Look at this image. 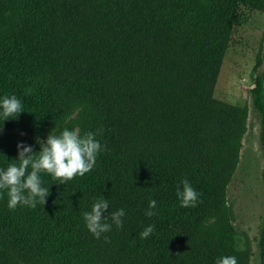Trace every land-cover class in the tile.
Here are the masks:
<instances>
[{
	"label": "trees",
	"instance_id": "1",
	"mask_svg": "<svg viewBox=\"0 0 264 264\" xmlns=\"http://www.w3.org/2000/svg\"><path fill=\"white\" fill-rule=\"evenodd\" d=\"M241 22L264 29V0H0V98L25 111L0 119V168L65 128L102 129L106 147L67 184L41 174L45 205L10 210L3 192L0 264L249 263L227 199L247 112L214 95ZM252 93L264 148V76ZM184 179L195 207L180 206ZM100 198L126 215L97 239L82 214ZM260 244L264 264V226Z\"/></svg>",
	"mask_w": 264,
	"mask_h": 264
},
{
	"label": "clouds",
	"instance_id": "2",
	"mask_svg": "<svg viewBox=\"0 0 264 264\" xmlns=\"http://www.w3.org/2000/svg\"><path fill=\"white\" fill-rule=\"evenodd\" d=\"M25 112L23 105L15 95H5L0 98V119L3 122L18 119ZM3 125V124H2ZM0 125V130H2ZM103 130L87 132L83 136L80 130L65 128L59 135L51 131L46 141L37 137V143L41 150L36 152L32 146L20 143L18 159L10 163L6 169L0 168V196L6 191L8 196V208L15 210L18 206L36 208L37 204L45 205L50 190L43 185L41 174L51 175L56 184H67L77 176L83 177L91 172L97 162L98 155L106 150L96 139L102 135ZM39 153L37 156L36 154ZM177 187V197L181 207H195L199 201V193L192 187L187 179L181 181ZM157 202L150 200L145 215L154 216L152 209L156 208ZM110 205L105 198H100L92 205L90 212H84L83 218L88 230L97 239L102 234L111 231L112 224L117 228L123 227L122 217L126 215L123 208L117 211L105 212ZM111 221L109 223L108 221ZM154 231V226L149 225L141 233V239L148 238ZM107 240V236L104 237ZM216 264H238L235 256H224L216 261Z\"/></svg>",
	"mask_w": 264,
	"mask_h": 264
},
{
	"label": "rangeland",
	"instance_id": "3",
	"mask_svg": "<svg viewBox=\"0 0 264 264\" xmlns=\"http://www.w3.org/2000/svg\"><path fill=\"white\" fill-rule=\"evenodd\" d=\"M257 75L264 76V29L241 22L230 37L214 95L247 112L246 129L239 141V162L227 185V199L238 247L249 251L248 264L262 263L260 240L264 226L262 116L252 93Z\"/></svg>",
	"mask_w": 264,
	"mask_h": 264
}]
</instances>
